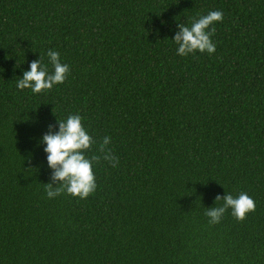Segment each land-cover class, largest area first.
I'll return each instance as SVG.
<instances>
[{"label":"trees","instance_id":"trees-1","mask_svg":"<svg viewBox=\"0 0 264 264\" xmlns=\"http://www.w3.org/2000/svg\"><path fill=\"white\" fill-rule=\"evenodd\" d=\"M210 10L215 51L178 55ZM48 49L65 80L18 89ZM69 114L96 188L49 198L38 141ZM225 192L254 210L209 223ZM0 264H264V0H0Z\"/></svg>","mask_w":264,"mask_h":264},{"label":"clouds","instance_id":"clouds-1","mask_svg":"<svg viewBox=\"0 0 264 264\" xmlns=\"http://www.w3.org/2000/svg\"><path fill=\"white\" fill-rule=\"evenodd\" d=\"M221 19L220 10H210L207 14L198 16L190 25H178L179 31L171 38L176 44V53L180 56L196 51L213 53L216 45L211 39L214 29L210 28V25ZM46 55L51 64V71L41 59L31 61L28 69L24 70L22 76L16 80L18 89L27 88L32 93H40L65 80L69 66L61 62L59 52L48 49ZM56 120L57 130L52 131V126L49 125V131L45 132L38 141V145L43 146V152L46 154L47 166L52 169L51 181L45 183L48 185L45 189L46 195L53 198L63 190L81 199L86 198L96 188L93 161L97 157L89 158L86 155L93 139L83 126L79 114H69L62 120L57 118ZM109 141L110 137L103 138L104 145ZM104 159L115 166L116 158L110 151L104 153ZM52 181H58L55 187ZM218 199L223 200L220 206L205 208L204 214L209 218V223L219 222L228 209L236 219H243L246 213L255 208L253 199L245 192H240L236 196L225 192L223 197L217 196L215 201Z\"/></svg>","mask_w":264,"mask_h":264}]
</instances>
